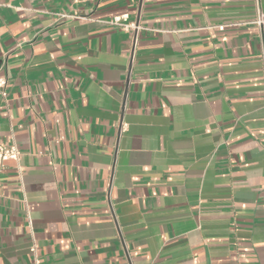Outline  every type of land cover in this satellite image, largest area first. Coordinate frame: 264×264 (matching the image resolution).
Masks as SVG:
<instances>
[{"label": "crops", "instance_id": "1", "mask_svg": "<svg viewBox=\"0 0 264 264\" xmlns=\"http://www.w3.org/2000/svg\"><path fill=\"white\" fill-rule=\"evenodd\" d=\"M255 4L0 0V264H264Z\"/></svg>", "mask_w": 264, "mask_h": 264}, {"label": "built area", "instance_id": "2", "mask_svg": "<svg viewBox=\"0 0 264 264\" xmlns=\"http://www.w3.org/2000/svg\"><path fill=\"white\" fill-rule=\"evenodd\" d=\"M255 9H256V18L254 23H256L259 27H262L264 25V12L261 9V5L259 0H255ZM61 17H66V15H61ZM109 23L119 26L123 28L124 30H128L130 28H136V24L132 21L128 20V15H117L113 17L109 21ZM219 29L223 30L225 28V25H218ZM6 79L4 77H0V97L1 101L7 104L8 101V91L6 89ZM127 127V124H122V129H125ZM21 155V151L19 150L16 143H13L11 145H5L2 142H0V173L3 171V169L6 166V163L9 160H15L18 161ZM36 245H32L31 251L33 253H36Z\"/></svg>", "mask_w": 264, "mask_h": 264}]
</instances>
